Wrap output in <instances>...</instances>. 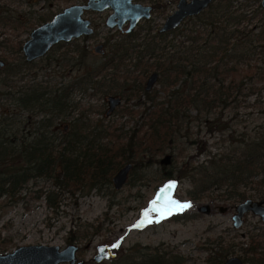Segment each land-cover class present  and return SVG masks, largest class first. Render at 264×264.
<instances>
[{"label":"trees","instance_id":"1","mask_svg":"<svg viewBox=\"0 0 264 264\" xmlns=\"http://www.w3.org/2000/svg\"><path fill=\"white\" fill-rule=\"evenodd\" d=\"M10 16L9 11L0 10V25L11 20L22 28L30 24L25 14ZM251 19L236 0H217L189 18L190 25L179 31L178 38L168 39L157 31L151 34V28L140 38L136 32L122 35L119 42L110 44L103 62L86 67L82 76L60 82H53L49 73L38 79L37 65L24 60L18 45L15 58L7 61L4 56L0 69V198L16 200L28 190L30 181L43 178L53 189L38 190L35 198L43 196L49 206H55V199L64 191L74 195L85 188L109 185L124 163H132V170L147 166L165 150L176 159L178 139L189 138L192 111L208 131L226 133L228 125L222 121L221 111L238 96L257 91V83H264V22L251 25ZM71 52L78 53V65H82L85 51ZM53 59L57 65L58 58ZM41 61L44 68L52 64L49 55ZM150 72L158 74L156 83L165 94L163 99L158 91L143 89ZM89 87L118 92L125 101L134 98L137 106L147 103L141 110L139 128L121 134L111 123L92 121L80 113L61 129L59 125L70 114L72 93ZM234 135L222 139L227 144L216 152L197 148V153L208 156L205 161L194 164L189 157L176 173L165 172L164 182L176 184L186 177L192 186L187 194L198 201L210 198L236 204L247 198H264V122L253 132ZM97 232L96 227L92 234ZM5 247L6 242H0V249ZM239 249L244 264H264V231L248 234ZM231 252L229 247L209 254L207 262L220 264ZM118 264L184 261L169 250L147 246L133 256L120 257Z\"/></svg>","mask_w":264,"mask_h":264},{"label":"rangeland","instance_id":"2","mask_svg":"<svg viewBox=\"0 0 264 264\" xmlns=\"http://www.w3.org/2000/svg\"><path fill=\"white\" fill-rule=\"evenodd\" d=\"M77 1L70 0L69 3ZM149 1L151 0L139 2L148 4ZM162 1L168 2V0ZM216 1L212 0V3L215 4ZM236 1L246 7L252 18L249 24L264 22V8L260 7L259 0ZM175 5L176 0L166 9L154 10L148 24L141 22L136 27L137 37L147 34L146 25H154L151 34L156 32ZM37 7L39 6L32 7L21 0H0V10L9 11L10 17L25 14L27 18L25 20H31L26 28L20 27L17 20H11L8 25L6 24L7 26L0 25L1 60L4 56L7 61L8 57L14 59V50L16 51L18 45L21 47L31 30L39 25L40 21L37 17H28ZM35 11L46 12L38 9ZM104 16L103 13L95 17L94 34L54 45L46 54L52 60L48 68L42 66L45 62L41 59L44 60L45 56L35 60L37 67L34 70L38 72V79L47 77L49 73L53 82H60L63 78L66 81L73 76L81 75L86 67L103 62L105 56L110 53V44L119 42L122 38L121 32L106 27ZM188 20L186 19L174 31L175 34L171 32L168 39L173 36L178 38L179 31L190 25L191 21ZM99 44L103 46L102 51L95 52L94 47ZM73 49L85 51L82 65H78L80 56L76 52H71ZM53 58H58L57 65ZM110 71L108 69L107 73ZM150 73L144 78L143 86ZM256 86L257 91L247 96H238L235 102L221 111L222 121L228 125L226 133L208 131L203 123L194 118L196 113L190 112L193 121L189 124V141L184 137L178 139L176 159L170 158L168 164H161L160 160L163 156L170 155L169 151L165 150L163 154L157 155L156 161L150 165L131 169L126 183L119 190H115L110 183L100 189L85 188L82 193L77 192L74 195L64 191L55 199L56 205L49 206L43 196L39 198L35 196L38 190L43 192L53 187L50 181L38 178L28 183V190L22 191L18 199L7 201L0 198V242H6L5 249H0V253L10 252L23 245L44 244L63 248L67 244L75 243L78 245L77 257L84 260V264H95L92 258L99 244L109 245L115 253L113 258L104 260L101 264H118L120 257L125 254L133 256L138 250L147 246L159 247L160 250H169L178 254L184 264H208L209 254L213 256L229 247H232V252L227 258L230 256L241 258L240 246L246 241L248 234L264 231V222L258 216L247 213L243 216L241 226L235 228L232 215L237 203L228 204L210 198L199 201L189 198L187 191L192 186L186 177L179 178L171 199L179 205H189L188 207L172 208L171 214L163 219L159 217L150 202L164 183L165 172L170 170L176 173L189 157H192L194 164L205 161L208 156L205 152L197 153V148L203 147L211 153L216 152L227 144V141L222 139L228 138L230 133L235 132L234 136L238 137L240 133L253 132L257 124L264 122V83H257ZM160 89L161 85L156 83L152 90L158 91L163 99L165 94ZM108 95H119V93H104L94 87H89L85 92L75 90L71 96L68 120L62 122L60 128H64V125L69 124L74 117L83 113L92 121L103 119L104 123H111L121 134L138 129L141 124V110L147 103L145 106L143 103L137 106L134 104L136 99L125 101L122 98L121 103L111 113L105 115ZM140 99L144 102L143 96ZM183 131L184 129L180 134ZM179 150L181 153L178 152ZM145 161L141 162L146 163ZM206 203L210 205L208 214L197 211L198 206ZM219 206L227 209L220 212ZM182 217L186 218L182 219ZM96 227L98 232L92 234ZM116 244H119V247L114 248L113 245Z\"/></svg>","mask_w":264,"mask_h":264},{"label":"water","instance_id":"3","mask_svg":"<svg viewBox=\"0 0 264 264\" xmlns=\"http://www.w3.org/2000/svg\"><path fill=\"white\" fill-rule=\"evenodd\" d=\"M211 3L212 0H178L175 10L166 17L159 31L166 32L178 28L185 18L200 15ZM260 3L264 7V0H261ZM108 7L113 12L106 19V27L121 29L123 25L127 24L126 33L133 30L141 19H149L151 16L150 6L134 3L132 0H90L85 6L71 5L54 15L50 21L31 30L29 37L21 45L24 60L26 62L35 61L44 57L58 43H68L79 37L92 35L94 29L89 20L82 17L83 9L102 11ZM102 48L103 46L99 44L95 46L94 50L101 52ZM3 66L4 62L0 59V69ZM157 79V72H151L144 82V91H151ZM121 100L119 95H108L106 98L108 108L105 110V115L111 113L121 103ZM66 128L67 125H64V129ZM170 158L171 156L166 154L160 163L168 164ZM132 166V163H124L111 176V183L115 190L121 189L126 183ZM170 184L174 185L172 182L162 184L152 198L150 205L156 211L164 206L168 199L172 198L175 187L169 189L168 185ZM218 209L223 212L227 207L219 206ZM197 211L208 214L210 205L202 204L198 206ZM247 213L258 216L264 222V198H247L234 206L232 221L235 228L241 226L243 216ZM158 214L161 218L165 217L161 216L159 212ZM77 250L78 245L75 243L67 244L63 248L44 244L23 245L10 252L0 253V264H84V260L77 257ZM114 256L115 253L109 245L99 244L96 246L92 260L98 264ZM220 264H243V260L238 256H230Z\"/></svg>","mask_w":264,"mask_h":264},{"label":"flooded vegetation","instance_id":"4","mask_svg":"<svg viewBox=\"0 0 264 264\" xmlns=\"http://www.w3.org/2000/svg\"><path fill=\"white\" fill-rule=\"evenodd\" d=\"M25 3H28L30 6L32 7H36V6H39L37 7L35 10L38 9V11H46L45 13L42 12V13H38L36 12L35 10H33L28 17H31V18H34V17H37L38 18V21H40L39 25L42 24V23H45V22H48L50 21L54 15H56L57 13L61 12L64 8L66 7H69L71 5H79V6H85L88 4V2L90 0H78L77 2H74V3H69L70 0H21ZM140 0H132V2L134 3H140L142 5H146V6H150L151 9H150V13H151V16L149 19H141L137 25L135 26V28L133 30H131L129 33H126L125 30L127 28V24L123 25L121 29H117L115 28L116 30H118L119 32H121L122 35H128V34H131L133 32L136 31V27H138V25H140L141 22L143 23H147L150 21V19L152 18V14L154 12V10L160 8V9H166L167 7L171 6V4L173 2H175V0H168V2H163L162 0H151L149 1L148 4H143L141 2H139ZM261 2V0H259ZM177 2L178 0H176V5H177ZM64 4V5H63ZM176 5H175V8H176ZM260 7L261 6V3L259 4ZM175 8L171 11V13L175 10ZM264 8V7H262ZM34 9V8H33ZM112 10L110 7L102 10V11H98V10H92V9H83V13H82V17L89 20L90 22V25L93 27L94 25V21H95V17L97 15H101V14H105L104 16V24L106 22V19L107 17L112 14ZM203 12V11H202ZM170 14V13H169ZM167 14L164 18V20L166 19V17L169 15ZM193 17H196V16H191V17H187L184 19V21L186 19H189V18H193ZM163 20V21H164ZM183 21V22H184ZM31 22V20H30ZM163 23V22H162ZM153 27L154 25H146L145 29H148V28H151V30H153ZM161 27V26H160ZM160 27L157 29V32L160 33V34H163V35H169L171 32H174L176 29L174 30H170V31H166V32H160L159 29ZM179 28V27H178ZM94 29V27H93ZM95 32V30H94ZM94 34V33H93ZM146 35V34H145ZM82 37H87V36H82ZM81 38V37H79ZM78 39V38H77ZM95 48V47H94ZM78 251V250H77ZM96 252V251H95ZM77 254V252H76ZM242 259V258H241ZM243 260V259H242ZM102 263V262H101ZM101 263H98V264H101ZM96 264V263H95ZM244 264V262H243Z\"/></svg>","mask_w":264,"mask_h":264},{"label":"snow or ice","instance_id":"5","mask_svg":"<svg viewBox=\"0 0 264 264\" xmlns=\"http://www.w3.org/2000/svg\"><path fill=\"white\" fill-rule=\"evenodd\" d=\"M174 187L175 185H172V184L168 185L169 189L174 188ZM188 206L189 205H179L175 201L168 199L167 203L161 208L157 209V211L160 213L161 216H165V215L171 214L172 208H175V207L186 208ZM113 247L114 248L119 247V244L113 245Z\"/></svg>","mask_w":264,"mask_h":264}]
</instances>
